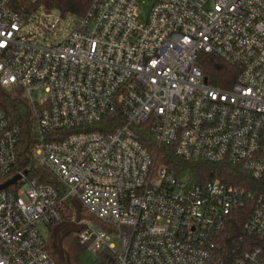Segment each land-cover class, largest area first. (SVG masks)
Here are the masks:
<instances>
[{"label": "built area", "instance_id": "2783aa9c", "mask_svg": "<svg viewBox=\"0 0 264 264\" xmlns=\"http://www.w3.org/2000/svg\"><path fill=\"white\" fill-rule=\"evenodd\" d=\"M38 2L0 0V91L29 114L23 127L0 109V186L20 176L0 191V264H55L47 232L71 225L118 264H264V196L176 177L137 132L264 182V0H92L81 17ZM200 54L237 67L231 89L207 83ZM24 131L55 186L18 171Z\"/></svg>", "mask_w": 264, "mask_h": 264}, {"label": "trees", "instance_id": "16d2710c", "mask_svg": "<svg viewBox=\"0 0 264 264\" xmlns=\"http://www.w3.org/2000/svg\"><path fill=\"white\" fill-rule=\"evenodd\" d=\"M91 2L92 0H39L38 6L42 7L46 12H54L61 17H81L85 14ZM198 64L207 83L224 91L231 89L239 73L237 67L214 55L200 54L198 56ZM0 109L14 123L23 127L29 124L28 107L20 93L13 94L0 91ZM137 132L140 143L155 158L156 164L167 166L169 170L174 172L176 177L186 178L188 181L198 184L217 180L223 184L254 191L264 196V182L255 183L236 168L228 165L184 163L176 159L170 152L158 147L146 127H138ZM24 133L18 153V171L25 172L27 180L55 186L56 182L54 179L36 164L32 156L33 146L31 138L27 134L28 132L24 131ZM15 174L13 173L11 176ZM11 190L8 189V191ZM240 212L243 213L242 211ZM237 213L239 212L233 214V218L230 219L218 239L225 247H233L238 241L240 221L236 217ZM53 231L54 227L49 228L47 250L55 264H82L80 257L87 250L85 245L79 243L77 235L70 234L60 239L61 247L67 258V262H62L54 251ZM94 254L95 260L92 264H118L115 256L105 248L98 249Z\"/></svg>", "mask_w": 264, "mask_h": 264}, {"label": "water", "instance_id": "95a60500", "mask_svg": "<svg viewBox=\"0 0 264 264\" xmlns=\"http://www.w3.org/2000/svg\"><path fill=\"white\" fill-rule=\"evenodd\" d=\"M19 179H20V176H15L12 179H10L9 181L5 182L4 184H2L0 186V191L5 190L6 188H8L11 185H15ZM72 204L74 205L76 211L78 212L80 209L79 204L76 201H73ZM78 232H79V227L77 225H71L70 227L66 228L63 231H60L59 227L54 228V231H53V238H54L53 247H54V251L57 254L60 261L67 262L66 255H65V253L61 247V244H60V239L67 237L68 235H70L72 233H78Z\"/></svg>", "mask_w": 264, "mask_h": 264}, {"label": "rangeland", "instance_id": "374dc122", "mask_svg": "<svg viewBox=\"0 0 264 264\" xmlns=\"http://www.w3.org/2000/svg\"><path fill=\"white\" fill-rule=\"evenodd\" d=\"M49 234V231L47 232ZM80 260L82 262V264H92L95 260V254L85 251L81 257Z\"/></svg>", "mask_w": 264, "mask_h": 264}]
</instances>
